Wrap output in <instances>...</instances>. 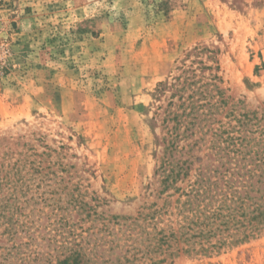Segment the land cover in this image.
Listing matches in <instances>:
<instances>
[{"label": "rangeland", "instance_id": "1", "mask_svg": "<svg viewBox=\"0 0 264 264\" xmlns=\"http://www.w3.org/2000/svg\"><path fill=\"white\" fill-rule=\"evenodd\" d=\"M201 58L229 96L218 120L264 107V0H0V264L75 239L91 264L122 255L102 224L156 200L159 86ZM163 264H264V231Z\"/></svg>", "mask_w": 264, "mask_h": 264}, {"label": "trees", "instance_id": "2", "mask_svg": "<svg viewBox=\"0 0 264 264\" xmlns=\"http://www.w3.org/2000/svg\"><path fill=\"white\" fill-rule=\"evenodd\" d=\"M198 51L202 56L203 49ZM196 64L185 65L186 74L170 85L160 83V93L172 92L163 118L164 153L155 170L156 200L136 215L103 222V227L124 229L110 240L116 244L111 249L119 248L122 255L104 264L173 263L180 254L210 255L264 231V107L234 104L225 113L228 120H218L229 96L218 73H206L212 65L203 58ZM203 145L207 153L201 162L195 152ZM81 244L62 241L58 250L33 253V260L91 264L103 258Z\"/></svg>", "mask_w": 264, "mask_h": 264}, {"label": "built area", "instance_id": "3", "mask_svg": "<svg viewBox=\"0 0 264 264\" xmlns=\"http://www.w3.org/2000/svg\"><path fill=\"white\" fill-rule=\"evenodd\" d=\"M3 46V45H2Z\"/></svg>", "mask_w": 264, "mask_h": 264}]
</instances>
